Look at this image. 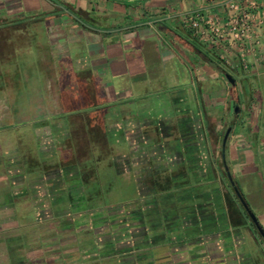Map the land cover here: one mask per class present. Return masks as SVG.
Segmentation results:
<instances>
[{
	"label": "crops",
	"instance_id": "0c3cea01",
	"mask_svg": "<svg viewBox=\"0 0 264 264\" xmlns=\"http://www.w3.org/2000/svg\"><path fill=\"white\" fill-rule=\"evenodd\" d=\"M223 1L0 0V63H10L0 68V230L10 264L8 239L23 264H264V243L220 171L230 130V174L250 205L254 176L264 178L254 160L264 163V44L244 70L239 46L206 44L183 21L221 14ZM33 31L48 36L38 59L27 53ZM32 61L41 85L30 83ZM27 93L58 101L33 114L15 101ZM19 124L35 127L29 141ZM105 159L134 184V200L102 204L101 186L87 190ZM255 216L264 230V213Z\"/></svg>",
	"mask_w": 264,
	"mask_h": 264
},
{
	"label": "built area",
	"instance_id": "2783aa9c",
	"mask_svg": "<svg viewBox=\"0 0 264 264\" xmlns=\"http://www.w3.org/2000/svg\"><path fill=\"white\" fill-rule=\"evenodd\" d=\"M219 6L221 14L196 10L184 14L183 21L206 44L239 46L241 67L248 70L251 56L264 44V0H225Z\"/></svg>",
	"mask_w": 264,
	"mask_h": 264
},
{
	"label": "rangeland",
	"instance_id": "374dc122",
	"mask_svg": "<svg viewBox=\"0 0 264 264\" xmlns=\"http://www.w3.org/2000/svg\"><path fill=\"white\" fill-rule=\"evenodd\" d=\"M33 34H35V36L33 37V41L31 42V45L28 46V49H27L28 52L27 53L29 54V57H31V59H38L37 56H40L42 54V50L45 49L43 47H47L46 40L48 39V36H46L44 34V31L43 32L38 31L37 33L35 31H33ZM20 44H23V42H21ZM45 52L46 51H44V53ZM32 63H33L34 67L32 66L33 67L32 70L30 69V71H31L30 83L32 86H36L39 84L41 85L42 81H44V78H43V74L41 72V69H38L39 63H37V62L34 63L32 61L31 65H32ZM8 64H10V63H6V64L2 63V64H0V68H6V67H8ZM18 64H20V66H21V64L23 65V61L21 59H18ZM13 65H15V63H11L10 66H13ZM36 83H38V84H36ZM14 96L16 97L15 101L19 105L24 103V102H21L22 101L21 98L25 99L28 102L27 107L29 108V110L33 114H34V112L35 113L39 112V111L42 112L41 110H43V109H40L37 107L38 105H40V107H41L42 102L49 101L50 104L52 105V104L57 103V101H58V95L57 94H44V93H34V94L29 93L28 94L27 93V94H17ZM6 97H7V95H2V97H1L0 102L2 103V108L6 107V106L8 107V103L5 105V103H6L5 100H7ZM37 108H38V110H37ZM42 108H45V106L43 105ZM47 111L49 113H55L59 110L48 109ZM86 111H89V110H86ZM5 112H7V110H5ZM65 120H68V118H66ZM34 128L35 127L21 126V124H19V127L17 128V130L16 129H14V130L16 132H20V133L25 131L24 133H26L25 134L26 139H27V141H29L30 136L32 135L31 134L32 132H30V130H33ZM28 148H29V150L33 151L34 150V144L33 145H32V143L29 144ZM96 154H97V156L100 155L99 152ZM254 160L256 161L258 169L263 173V176H264V163L262 165L259 163L262 161V159L259 157H254ZM88 162H90L92 164V160H89ZM102 163L103 164L97 170L96 179L89 183L87 190L90 192H94L95 190H97L101 186V190L103 192L102 204H104V203L105 204L126 203L130 200H134L136 198L134 184L123 182L121 180V178L119 176H117V174L112 172L110 170V168L106 167V163H107L106 159L103 160ZM253 180L257 181L258 184L259 183H261V184L259 186H256L258 184H255L253 187L251 186L252 187V193L248 194V196H249L248 200H249L250 207H251L253 213L256 212V214H261V213H264V207H260V208L257 207L255 202H257L258 203L257 205H259L262 202V199L264 197V187H263L264 178L258 179L255 175ZM251 181H252V179H251ZM262 183H263V185H262ZM3 218H4V220L6 219V221H4V223L8 224L7 217H3ZM0 233H3V232L0 230ZM3 236H5L4 233L0 234V264H10L8 255L5 252V248L3 246V242H2Z\"/></svg>",
	"mask_w": 264,
	"mask_h": 264
},
{
	"label": "trees",
	"instance_id": "16d2710c",
	"mask_svg": "<svg viewBox=\"0 0 264 264\" xmlns=\"http://www.w3.org/2000/svg\"><path fill=\"white\" fill-rule=\"evenodd\" d=\"M12 33L13 32H11V34ZM20 37L21 36H19V34L16 35V40L18 43H20V41H21L22 37L21 38ZM198 50L200 52H202L199 48H198ZM0 64H2V63H0ZM222 144H223V146H222V151H223L222 155L223 156L221 157L222 170L220 169V171L222 172V175L225 178V181L227 183L229 191H231L234 198L241 203V206H242V209H243L245 215H247L250 218H251V215H253L254 218H256V216L254 215L253 211L251 210L250 205L248 204L241 188L239 187V185L237 184L235 179L230 174V170H229V166H228V160H227V156H226V143L224 144V140H223ZM215 177H216V172L212 168V166H210V181H214ZM252 231H253L254 235L256 236V238L259 239L262 243H264V237L259 235V232H258L255 224L253 225ZM15 241H17V239H8V241H7L10 256L16 264H23V258L20 257L21 253H20L19 249L12 247V243Z\"/></svg>",
	"mask_w": 264,
	"mask_h": 264
},
{
	"label": "water",
	"instance_id": "95a60500",
	"mask_svg": "<svg viewBox=\"0 0 264 264\" xmlns=\"http://www.w3.org/2000/svg\"><path fill=\"white\" fill-rule=\"evenodd\" d=\"M115 1H123V2H128V1H149V0H115ZM229 81L234 84V80L232 78H228ZM230 130L227 131V133L225 134V138H224V144L226 143L228 136H229ZM251 219L253 220V223L256 225L258 232L260 233V235L262 237H264V230L262 229V227L258 224V221L256 220V218H254L253 215H251Z\"/></svg>",
	"mask_w": 264,
	"mask_h": 264
}]
</instances>
